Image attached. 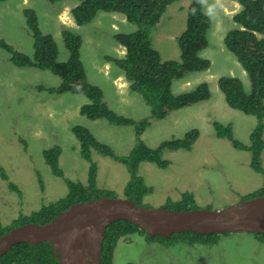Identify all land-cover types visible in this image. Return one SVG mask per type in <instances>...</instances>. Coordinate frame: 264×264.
I'll return each instance as SVG.
<instances>
[{
	"label": "rangeland",
	"instance_id": "rangeland-1",
	"mask_svg": "<svg viewBox=\"0 0 264 264\" xmlns=\"http://www.w3.org/2000/svg\"><path fill=\"white\" fill-rule=\"evenodd\" d=\"M192 0L174 2L151 34L152 43L162 60H180L178 37L185 29L186 10ZM216 11L206 3L204 11L217 17L208 34L209 45L201 56L210 60V68L176 80L174 93H183L206 82L211 96L172 112L164 120H151V126L141 136L151 148L163 141L182 138L191 129L200 136L190 151H169L163 158L172 163L161 169L154 164L142 163L141 174L147 185L153 188L144 197L145 206L161 208L168 199L179 200L183 193L191 192L199 209L219 211L238 204L240 195L258 189L263 176L250 166L248 152L232 147L226 139L216 136L213 122L230 124L235 137L248 143L256 117L234 110L227 104L218 87V78L224 75L246 79V72L233 53L224 46L226 33L236 27L232 20L239 11L237 0H218ZM33 8L44 33L53 35L60 48V60L66 51L61 32L63 29L77 31L91 42L84 55L85 67L91 83L99 86L107 104L118 113L135 120L148 117L150 109L141 99L131 93L128 83L115 65H104L97 74L93 68L108 63L105 55L121 57L123 48L112 41V35L136 32L138 26L130 24L124 15L99 13L85 26H77L71 14L75 6L72 1L59 2L51 6L46 0H10L0 2V40L15 49L32 56L34 40L21 9ZM67 6V7H66ZM103 48V53H102ZM6 51L0 48V165L8 180L0 176V220L12 225L20 213L27 215L41 209L47 203L64 198L69 189L63 178L55 176L44 159V150L60 147V168L65 178L87 183L90 163L80 155V144L71 131L74 125L92 131L96 139L111 146L118 154H128L135 145L133 127H118L105 121L92 122L81 116L79 109L88 101L85 97L67 93L49 94L38 87H56L61 79L49 71L34 68H18L7 61ZM93 67V68H92ZM264 168V151L261 155ZM98 166V187L115 190L117 196L125 198L123 188L129 175L124 165L99 153H93ZM9 183L20 189L13 191ZM21 196V197H20ZM43 205V206H42ZM42 206V207H40ZM264 264V245L250 233L222 236L218 245H176L166 248L157 242L147 243L138 235L131 241L120 242L114 253V264Z\"/></svg>",
	"mask_w": 264,
	"mask_h": 264
},
{
	"label": "trees",
	"instance_id": "trees-1",
	"mask_svg": "<svg viewBox=\"0 0 264 264\" xmlns=\"http://www.w3.org/2000/svg\"><path fill=\"white\" fill-rule=\"evenodd\" d=\"M46 1L51 6H55L65 0ZM75 1L78 2V6L72 10V17L77 26L88 25L99 12L121 13L126 16L130 24L138 26L136 32L114 33L112 41L125 48V54L122 57L105 55L104 59L123 72L131 93L140 100V110H142V99L149 107L150 114L148 117L135 120L112 109L105 101L103 90L89 80L84 55L89 51L91 42L85 40L83 43L80 33L68 28L63 29L61 34L66 59L61 61L60 48L53 35L44 33L36 11L24 6L21 11L34 40V50L32 56H29L0 40V48L8 55L7 61L18 68H34L58 76L61 79L58 86L48 88L41 86L38 87L39 91L58 95L72 93L85 97L88 101L80 106L81 116L92 122L105 121L113 126L133 127L136 143L128 154L120 155L108 144L97 140L90 129L81 125L72 126L71 131L80 144V155L90 163L87 183L65 178L59 164L60 147L44 150L47 165L55 176L63 178L69 189L68 194L57 201L43 204V207L40 206L41 209L30 214L20 213L21 215L13 220L12 225L2 227L0 224V237L10 229L21 225L46 224L75 203L88 202L100 197H118L115 190L98 187L99 172L98 166L93 161V153H99L125 166L129 179L122 190L123 195L136 204L145 206L144 197L151 193L153 188L147 185L144 175L141 174V164L150 163L161 169L169 168L172 162L163 158L164 151H190L200 136L199 130L191 129L182 138L163 141L156 148L149 147L141 138L151 126V120H164L174 111L209 100L211 92L206 82L198 84L189 91L176 94L173 85L176 80H181L188 74L204 72L210 68L211 61L203 58L201 53L209 45L208 34L211 32L212 24L214 23V26L217 21L215 13L212 21L204 11L205 6L202 7L197 0H192L186 10L185 29L178 37L180 60L163 61L161 54L153 46L151 34L160 23L168 6L180 0ZM0 2L9 3L10 0H0ZM237 2L240 8L232 17L236 27L226 33L224 46L234 54L242 66L246 72V79L224 75L218 78V87L230 108L256 117L257 122L246 144L235 137L230 124L213 122V127L218 138L228 140L236 150L248 152L251 156V168L263 176L262 185L258 189L240 195L241 203L264 196V168L261 160L264 151V0H237ZM207 3H210L215 11L221 5L218 0H207ZM193 9H196V15L192 14ZM93 69L96 72L97 68ZM0 176L3 180H8L6 170L1 165ZM9 187L13 191L20 192V189L11 183ZM161 208L177 211L199 209L197 200L191 192L183 193L179 200L168 199ZM136 235L144 238L147 243L157 242L163 247L170 248L179 244L218 245L222 236L230 234H200L187 231L175 233L170 237H151L135 224L120 221L106 229L101 264H114V253L118 244L128 243ZM252 235L264 245V234ZM0 264H60V262L47 242L36 245L24 242L13 246L6 254L0 256Z\"/></svg>",
	"mask_w": 264,
	"mask_h": 264
},
{
	"label": "water",
	"instance_id": "water-1",
	"mask_svg": "<svg viewBox=\"0 0 264 264\" xmlns=\"http://www.w3.org/2000/svg\"><path fill=\"white\" fill-rule=\"evenodd\" d=\"M127 221L151 237L180 232L200 234H264V196L230 205L219 211H177L147 207L121 197H100L71 205L52 221L15 227L0 237V256L19 243L47 242L60 264H101L108 226Z\"/></svg>",
	"mask_w": 264,
	"mask_h": 264
},
{
	"label": "clouds",
	"instance_id": "clouds-1",
	"mask_svg": "<svg viewBox=\"0 0 264 264\" xmlns=\"http://www.w3.org/2000/svg\"><path fill=\"white\" fill-rule=\"evenodd\" d=\"M65 1H72L74 4H75V6L73 7V9L75 8V7H77L78 6V2L77 1H75V0H65ZM61 2H64V1H61ZM59 3V2H58ZM197 3L198 4H200L202 7H204V6H206V3H207V0H197ZM72 9V10H73ZM72 10H71V14H72ZM99 13H116V12H99ZM98 13V14H99ZM119 15H123V14H121V13H118ZM192 14L193 15H196V9H193V12H192ZM124 18H125V20H127V18H126V16L124 15L123 16ZM119 45V44H118ZM121 46V45H120ZM122 47V46H121ZM123 48V47H122ZM123 50L125 51V48H123ZM124 54H125V52H124ZM123 54V55H124ZM122 57V56H121ZM108 63H110V64H107V63H103V64H101L97 69H96V73L97 74H100L103 70H104V65H107L109 68H110V65H114L113 63H111V62H109L108 61ZM207 71V70H206ZM205 72V71H204ZM121 74H122V76H123V72L121 71ZM123 78H124V76H123ZM125 79V78H124ZM126 81V80H125ZM127 82V81H126ZM128 83V82H127ZM128 86H129V84H128ZM136 139V138H135ZM133 148V147H132Z\"/></svg>",
	"mask_w": 264,
	"mask_h": 264
},
{
	"label": "flooded vegetation",
	"instance_id": "flooded-vegetation-1",
	"mask_svg": "<svg viewBox=\"0 0 264 264\" xmlns=\"http://www.w3.org/2000/svg\"><path fill=\"white\" fill-rule=\"evenodd\" d=\"M94 122H95V121H94ZM0 224L2 225V227L8 226V225L3 224V222H1V220H0ZM18 227H19V226H18ZM12 229H13V228H12ZM12 229H10V230H12ZM10 230H9V231H10ZM9 231H8V232H9ZM6 233H7V232H6Z\"/></svg>",
	"mask_w": 264,
	"mask_h": 264
},
{
	"label": "bare ground",
	"instance_id": "bare-ground-1",
	"mask_svg": "<svg viewBox=\"0 0 264 264\" xmlns=\"http://www.w3.org/2000/svg\"><path fill=\"white\" fill-rule=\"evenodd\" d=\"M67 7V6H66ZM31 9V8H30ZM33 18V17H32ZM44 159H45V162H46V158L44 157ZM46 164H47V162H46ZM76 204V203H75Z\"/></svg>",
	"mask_w": 264,
	"mask_h": 264
}]
</instances>
